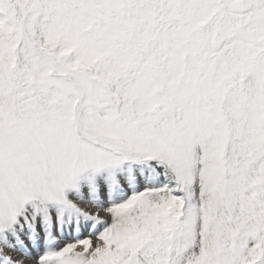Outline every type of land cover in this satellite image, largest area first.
<instances>
[{"label":"snow or ice","instance_id":"snow-or-ice-1","mask_svg":"<svg viewBox=\"0 0 264 264\" xmlns=\"http://www.w3.org/2000/svg\"><path fill=\"white\" fill-rule=\"evenodd\" d=\"M0 264H264V0H0Z\"/></svg>","mask_w":264,"mask_h":264}]
</instances>
